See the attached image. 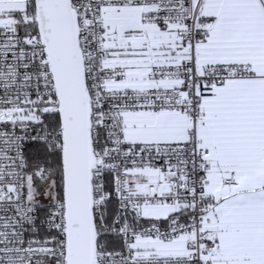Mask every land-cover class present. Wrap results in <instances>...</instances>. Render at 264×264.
Wrapping results in <instances>:
<instances>
[{"label":"snow or ice","instance_id":"6c2138e0","mask_svg":"<svg viewBox=\"0 0 264 264\" xmlns=\"http://www.w3.org/2000/svg\"><path fill=\"white\" fill-rule=\"evenodd\" d=\"M0 264H264V0H0Z\"/></svg>","mask_w":264,"mask_h":264}]
</instances>
